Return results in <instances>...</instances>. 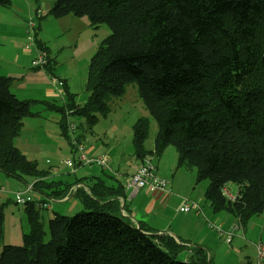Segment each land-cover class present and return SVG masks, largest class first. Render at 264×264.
Segmentation results:
<instances>
[{"label":"trees","instance_id":"obj_1","mask_svg":"<svg viewBox=\"0 0 264 264\" xmlns=\"http://www.w3.org/2000/svg\"><path fill=\"white\" fill-rule=\"evenodd\" d=\"M11 5L0 0V7ZM50 14L88 17L94 29L107 24L112 30L91 59L88 99L69 105V116H84L92 128L109 115L111 98L137 83L158 133L154 150H146L151 122L140 118L135 156L161 157L173 145L179 168H196L198 181L209 179L205 197L215 213L231 214L240 229L264 215V0H57ZM37 47L48 53L44 44ZM52 69L50 58L44 70ZM13 81L0 76V171L27 186L31 179L44 199L26 205L30 231L23 245L3 247L0 264H212L206 248L184 245L126 216V188L108 185L110 170L94 181L50 180V171L14 144L24 120L36 113L34 101L12 92ZM47 105L62 113L66 134L64 108ZM84 139L74 138L72 146ZM81 182L88 189L72 191ZM230 184L238 189L234 201L225 194ZM68 197L83 209L54 213L46 241L40 210ZM182 251L186 260L179 259Z\"/></svg>","mask_w":264,"mask_h":264},{"label":"rangeland","instance_id":"obj_2","mask_svg":"<svg viewBox=\"0 0 264 264\" xmlns=\"http://www.w3.org/2000/svg\"><path fill=\"white\" fill-rule=\"evenodd\" d=\"M56 1L12 0L13 5L10 7H0V10L3 8L6 10V12H0V28H2L3 17L7 24H13V22L18 24L21 27L20 31L24 40L29 43L31 39L25 33L26 26L32 20L37 23V40L33 42L34 47L37 48L38 42L46 43L47 47L49 46L48 50L51 52V60L54 66L49 78H47L46 85H56L53 80L57 79V83L59 82L57 85H60L59 90L64 91L63 86L68 85L69 93L74 98L73 101L83 105L89 97V93L86 91V82L91 59L100 44L111 35L112 30L107 24H102L99 28L94 29L88 17L69 15L64 18H54L50 11ZM49 5L52 6L49 8ZM39 8L41 10L40 15L37 12ZM20 37L21 35H19ZM14 46L9 43L5 47L1 46L0 50L5 49L8 57L11 50L14 51ZM8 61L9 64H12L10 60ZM36 70L34 73H44L42 69ZM31 77L24 79L21 77L18 79L19 84L13 85L11 89L13 91L15 88H19L16 93L20 100H34L32 110L33 112L42 111L40 116L43 120L37 124V122L29 119L21 135L15 139L14 144L30 160L36 161L40 169L50 171V180L74 182L76 179L92 175L105 178L107 174L117 172L118 179L124 182L128 174L133 173L139 164L138 158L135 156L133 139L134 126L140 118L150 119L151 126L145 148L146 150H154L158 124L146 109L144 101L140 97L137 83L128 85L123 96L112 97L109 102L111 108L109 115L107 117L99 116L98 122L92 128L89 127L84 116L71 114L66 122L67 132L64 134L61 112L55 109L47 110L46 104H38L41 100H45L63 106L62 99L53 100L44 97L41 86L33 85ZM71 104L65 103L67 112ZM69 124L75 126V131H70ZM77 137H85L87 142L86 140L83 142L86 147L103 145L106 150H110L108 156L111 170L107 171L106 175L105 171L97 165H81L77 162L76 170L81 169L79 172L73 171L65 165L66 159L74 158L78 161L79 153L71 143ZM152 160L156 167V173L162 178H166L169 183L172 182L174 176L178 186H184L192 181V192H194L192 194L201 193L209 186V179L198 181L196 168L178 167V153L173 145L167 149L163 156L152 157ZM33 182L30 179L29 183L32 184ZM108 182L110 181L108 180ZM230 185L237 189L235 184ZM27 187L25 183L0 171V255L5 245H23L24 235L30 231L26 206L17 202V194L24 193ZM51 206L54 210L49 208L40 210L47 232L46 241L49 240V221L54 217V213L75 215L83 209L80 205L77 210L68 213L65 209L70 206V203L53 202ZM62 206L65 208H61ZM195 212L193 210L188 214L194 215ZM201 217L209 229V235L203 232L199 241L206 243L212 264H256V253L250 242L256 240L252 238V233L255 232L258 235L257 240L262 238L264 243V215L254 217L248 224L246 233L244 230L237 231L231 244L226 241L225 237H221L215 230L209 228L207 219L215 218L213 221L219 220L227 228L236 225L237 219L226 212L212 213L209 218L202 215ZM197 239H199V234ZM200 247L205 248L204 246ZM187 255L188 252L182 251L179 259L186 260Z\"/></svg>","mask_w":264,"mask_h":264},{"label":"crops","instance_id":"obj_3","mask_svg":"<svg viewBox=\"0 0 264 264\" xmlns=\"http://www.w3.org/2000/svg\"><path fill=\"white\" fill-rule=\"evenodd\" d=\"M51 6L52 5H49V8ZM2 10H0V12H6L4 8ZM39 10L40 8L38 9V11ZM26 28H28V24ZM20 29L21 27L18 24H15L14 22L13 24H10V23L7 24L5 21V18L3 17L2 28H0V47L1 46L5 47V45H8L9 43L10 44L12 43L15 46H14V51L11 50L10 55L8 57H7V52L5 51V49L0 50V76L14 78V81L12 82V86L18 85L19 84L18 79H20L21 77H23L24 79L25 77L32 76L31 80L33 82V85L41 86V90L43 92L44 97L52 98L53 100L61 98L63 101V106H58L57 104L56 105L60 108H64L65 110V103H75L73 101L74 99L73 96L69 93L68 85L63 86L64 91L59 90L60 85H57L59 82L56 83V85H46L47 78H49V72L44 70V73H34L37 70L33 69L32 62L37 57L39 49L38 47L37 48L34 47V45L30 46V42L27 43L26 40H24V37L21 34ZM25 33H27V29L25 30ZM19 35H21L20 38H19ZM41 44L45 45L48 51V55L51 58V52L48 50L49 46L47 47L46 43L44 42H42ZM34 48H36V50H33ZM8 60H10L12 64H9ZM18 90L19 88H15V90H13L12 92L17 96L18 94L16 93V91ZM33 90H36V89L33 88ZM31 101H34V100H31ZM36 101H40V100H36ZM47 103L52 104L51 102L45 101V100L43 101L41 100L40 103L38 104L47 105ZM76 105H81V104H76ZM45 108H47V110L52 109L48 105ZM65 112L67 114L66 117L68 118L70 111L67 112L65 110ZM35 113H36L35 116L28 117L25 119L24 128L26 127L25 124L28 122L29 119H32L34 122H37V124L41 122V120H43L42 117L40 116V114L43 113L42 111L35 112ZM62 121H63V115H62ZM85 140L86 139H84V141ZM87 148L90 150V154H93V155L106 154L108 156V154H110V150H106V147L103 145H89V147ZM18 149L20 150L19 147ZM143 160L138 159L139 164L136 170L133 173L128 174V177L126 178L124 182L118 179L117 172L112 173L114 175V179H106L110 181V182L106 181L108 185L117 184V182H122L124 184L126 188L127 197L122 207L124 206L126 207V208L124 207L126 209L124 212L125 215L130 217L132 221L136 223L137 225L143 223L147 227L154 230L155 233H161V234L167 233V234L172 235L179 242H181V240L183 242L184 241L187 242L184 245H188L189 243V245H200L206 248V245H205L206 243H204L203 241H199L203 232L209 235V229L205 226V223L201 215L206 218H209V216L212 213L215 214L213 208L211 207L210 202L205 197V193L208 187L204 189L201 193L192 194L194 193L192 192V184H193L192 181L186 183L184 186H178L176 184V180L174 176L172 179V182L171 183L168 182L169 184L164 190L142 189L138 191L137 193H133L131 192V190L127 189L126 184L129 178L133 176L139 170V168L141 167L143 163ZM79 171H81V169H79L77 172ZM156 175L159 178L166 180V178L164 177L162 178L161 176H159L158 173H156ZM97 177H101V176L92 175L89 177H84V178H80L76 180L84 179L85 181H90L91 179H93L94 181L95 178ZM93 181H91L90 183H92ZM79 187H84L85 189H88L85 183L81 182V183H77L76 186L72 188V191ZM230 191L234 195H237L238 193V189H236V187L233 185H230ZM33 197H34L35 202H41L44 199L43 196H40V194H37L36 192L33 194ZM185 201L195 203L197 205V209L194 210L196 211L195 212L196 214L194 215L188 214L193 211H190L188 213H184L183 211H181V206L183 205ZM54 202H58L61 204L70 203V206L66 207L65 209L66 212L68 213H71L77 210L80 206V203L77 200L73 198H69V197L63 199L62 201H54ZM49 203L50 205L52 204L51 202ZM61 208H65V207L62 206ZM50 209L54 210L53 206H51ZM214 219L212 220L211 218L207 219L209 228L212 230H215L210 227V224L218 222L221 225V228L223 229V234H220L217 230L215 231L221 237H225L227 241V232L230 231L232 228L237 227L238 223L234 225L233 227L227 228L224 223L219 222V220L213 221ZM240 230H244V232L246 233L247 227L242 226ZM198 234H199V239H197ZM236 234L234 235V237L236 236ZM252 238L256 239L254 240V242L251 241L250 244L256 253L255 261H256V264H258L257 245L263 242V239L260 238L259 240H257L258 235L255 232L252 233ZM232 242L233 240L230 243L229 242L228 243L231 244ZM188 255H187V258H188Z\"/></svg>","mask_w":264,"mask_h":264},{"label":"built area","instance_id":"obj_4","mask_svg":"<svg viewBox=\"0 0 264 264\" xmlns=\"http://www.w3.org/2000/svg\"><path fill=\"white\" fill-rule=\"evenodd\" d=\"M38 29L37 23H35L33 20L28 23L27 28V34L30 36V46H33V42L36 39V30ZM49 63V55L45 51L38 52L37 57L32 62L33 69H42L44 70ZM53 83H57V79L53 80ZM70 131H75V126L72 124H69ZM76 145V151L79 153L78 161L74 158L72 159H66L64 161L65 165L73 171H76V165L77 162L81 165H88L93 166L97 165L100 166L103 170H111L110 168V159L106 154H99V155H93L90 154V150L82 143H75ZM168 186V181L165 179H161L156 175V169L153 164V160L150 158H145L143 160V163L139 170L129 178L127 181L126 187L128 190H131L133 193H137L138 191L142 189L147 190H164ZM34 191V183L31 185H28L27 189L24 193H18L17 194V202L22 205H27L29 203H35L40 205L39 203H36L33 197ZM31 194V195H29ZM226 196L233 200L235 199V195H233L230 191H225ZM47 208H50V204L44 205ZM197 205L195 203H191L188 201H185L183 205L181 206V211L184 213H188L190 211L196 210ZM124 213V211H123ZM210 227L217 230L220 234H223V229L221 228V225L216 222L213 224H210ZM239 226L232 228L230 231L227 232V241L230 243L233 240L234 235L239 230ZM257 256H258V264H264V244L259 243L257 245Z\"/></svg>","mask_w":264,"mask_h":264}]
</instances>
